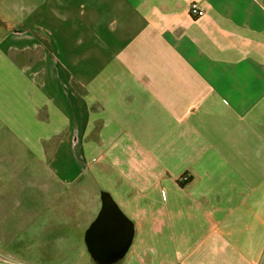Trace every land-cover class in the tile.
Masks as SVG:
<instances>
[{
  "label": "crops",
  "instance_id": "obj_1",
  "mask_svg": "<svg viewBox=\"0 0 264 264\" xmlns=\"http://www.w3.org/2000/svg\"><path fill=\"white\" fill-rule=\"evenodd\" d=\"M0 264H264V0H0Z\"/></svg>",
  "mask_w": 264,
  "mask_h": 264
},
{
  "label": "water",
  "instance_id": "obj_2",
  "mask_svg": "<svg viewBox=\"0 0 264 264\" xmlns=\"http://www.w3.org/2000/svg\"><path fill=\"white\" fill-rule=\"evenodd\" d=\"M232 211L228 210H218L217 212H214L211 215V225L214 226L215 228H219L221 226V223H224L228 219H235L236 216H234ZM107 224L101 227L98 232H96L95 236H100V235H105L101 234V232L107 228V231H110V245L105 246V249L103 248L105 253L112 252V251H118L117 246L119 247L118 243L121 242L122 238L125 240V242L122 241L123 244H126L127 242L131 241V236L133 234V231L131 233V230L128 226H126L122 221L118 219V217L114 216L113 217V210L112 208H108L107 213ZM244 214L240 216L241 219L244 218ZM239 223L242 224L243 221L239 219ZM110 229V230H108ZM128 239V241H127ZM92 240V237H91ZM86 244L88 246V237H86ZM99 246V245H97ZM102 247V246H101ZM117 249V250H115Z\"/></svg>",
  "mask_w": 264,
  "mask_h": 264
},
{
  "label": "flooded vegetation",
  "instance_id": "obj_3",
  "mask_svg": "<svg viewBox=\"0 0 264 264\" xmlns=\"http://www.w3.org/2000/svg\"><path fill=\"white\" fill-rule=\"evenodd\" d=\"M110 207L113 210V206H111V205H107L106 206L105 213L103 214L102 218L99 219V223L96 225V227H95V229H94V231L92 232V235H91V237H92V243H93V245H92L93 247L92 248L94 249L95 247H97V245L102 246V247H97V249L99 248L100 251H97V249H96V251L94 250L93 257H96L98 261H102L105 258H107V256H109L107 253H105L103 251V248L105 249V246L108 247V245H110V242L109 241L102 240V239L100 240V237L97 236V235L95 236V234H96V232H98V230L101 227H103L104 225L107 224V216H106V213H107L108 208H110ZM114 216H116V212L113 210V217ZM88 241H90V236L88 237ZM127 241H128V239H127ZM127 247H128V245H127ZM117 248H118V251H112V252H110L111 255L113 256L112 258H113L114 262H116L119 259V257L122 256L121 255V252H119L120 247L117 246ZM115 250H117V249H115ZM102 252H104V253H102Z\"/></svg>",
  "mask_w": 264,
  "mask_h": 264
},
{
  "label": "trees",
  "instance_id": "obj_4",
  "mask_svg": "<svg viewBox=\"0 0 264 264\" xmlns=\"http://www.w3.org/2000/svg\"><path fill=\"white\" fill-rule=\"evenodd\" d=\"M55 77H57V76H54L53 75V80L56 82V78ZM58 78V77H57ZM58 87V86H57ZM60 95V94H59ZM62 96V95H61ZM63 97V96H62ZM64 99V98H63ZM191 181H192V178H189L188 176H183L182 178H181V180H180V185H181V187H186V186H188L189 185V183H191ZM102 201H103V210H102V212L103 213H101L102 215H101V217L100 218H102V216H103V214L105 213V211H106V206L107 205H111V206H115L116 208H118V205H117V203L114 201V199H113V197L111 196V194H109L108 192H106V191H102ZM99 218V219H100ZM99 219H97L92 225H91V227L89 228V230H88V232H87V237H89L90 236V241H88V247L92 250V245H93V243H92V240H91V235H92V232L94 231V229H95V227H96V225L99 223ZM130 242V241H129ZM128 246H129V244H128Z\"/></svg>",
  "mask_w": 264,
  "mask_h": 264
},
{
  "label": "rangeland",
  "instance_id": "obj_5",
  "mask_svg": "<svg viewBox=\"0 0 264 264\" xmlns=\"http://www.w3.org/2000/svg\"><path fill=\"white\" fill-rule=\"evenodd\" d=\"M56 86H58L57 88H59V85H56ZM71 88H73V90L75 91V88H74L73 85L71 86ZM59 90H60V88H59ZM62 90H65V87H62ZM53 93L56 95V93H57L56 90L53 89ZM57 94H58V93H57ZM56 96H57V95H56ZM71 99L74 100L72 97H71ZM86 110H87V108H85V112L87 113ZM38 119H40V118H38ZM84 120H85V121H84V125H86L88 119H87L86 117H84ZM89 122H90V121H89ZM56 123L59 124V121L56 122ZM83 127H84V126H83ZM81 135H82V136L80 137V139H82V140L85 141V142H86V141H87V142L89 141V142L86 143V144H87V145H91V140H90V139H91V138H90L91 134H87V133L85 132V133H83V134H81ZM71 136H72V134H71ZM90 182H92V181L90 180ZM84 223H87V222H86V218H84ZM130 230H131V229H130ZM132 231H133V230H131V233H132ZM85 240H86V236H85Z\"/></svg>",
  "mask_w": 264,
  "mask_h": 264
},
{
  "label": "built area",
  "instance_id": "obj_6",
  "mask_svg": "<svg viewBox=\"0 0 264 264\" xmlns=\"http://www.w3.org/2000/svg\"><path fill=\"white\" fill-rule=\"evenodd\" d=\"M191 10L195 14H201L202 13V10L201 9L199 10L198 5H196V4L192 5Z\"/></svg>",
  "mask_w": 264,
  "mask_h": 264
}]
</instances>
